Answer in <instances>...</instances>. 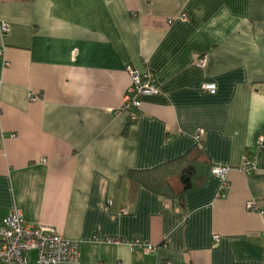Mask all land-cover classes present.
Returning <instances> with one entry per match:
<instances>
[{"label":"crops","instance_id":"1","mask_svg":"<svg viewBox=\"0 0 264 264\" xmlns=\"http://www.w3.org/2000/svg\"><path fill=\"white\" fill-rule=\"evenodd\" d=\"M1 22L0 224L19 207L55 226L80 243L62 264H264V213L246 207L264 209V147L224 197L211 172L183 199L131 194L127 177L182 156L200 129L212 165L255 154L264 0H0ZM129 68L152 70L160 93L124 109Z\"/></svg>","mask_w":264,"mask_h":264},{"label":"built area","instance_id":"2","mask_svg":"<svg viewBox=\"0 0 264 264\" xmlns=\"http://www.w3.org/2000/svg\"><path fill=\"white\" fill-rule=\"evenodd\" d=\"M178 18L185 20L187 15L182 13ZM173 18L169 20L171 23ZM1 32L7 33L10 28L6 22H1ZM0 55L3 51L0 50ZM207 62L205 56L199 57L196 64L204 66ZM131 75V85L124 96V109L129 107H139L141 105V97L155 95L160 93L159 85L156 81L155 74L152 70L146 68L144 71L129 68ZM216 84L213 82H204L202 89L207 92L214 93ZM31 99L36 96L31 95ZM132 121H136L138 117L133 115ZM203 129L196 134V140L201 141ZM264 147V132L258 137V150L251 158H244L243 162L238 166L229 164L213 165L211 173L220 177L222 185L219 190V196H226L229 188L228 175L233 169H237L244 174H251L257 169V156ZM45 161V160H43ZM246 207L250 211H256L261 214L264 209L261 208L254 200H247ZM123 212L127 209L123 208ZM218 235H214V239H218ZM110 242H118V239H110ZM135 246L145 247L147 251H153L156 246L153 244H145L137 239ZM81 258L80 243L64 237L55 226L30 222L23 214L19 207L13 208L9 214L2 220L0 224V261L3 264H62V263H79Z\"/></svg>","mask_w":264,"mask_h":264},{"label":"trees","instance_id":"3","mask_svg":"<svg viewBox=\"0 0 264 264\" xmlns=\"http://www.w3.org/2000/svg\"><path fill=\"white\" fill-rule=\"evenodd\" d=\"M212 167L201 140L182 156L152 168L131 169L127 177L131 194L144 186L161 196L183 199L204 182Z\"/></svg>","mask_w":264,"mask_h":264}]
</instances>
